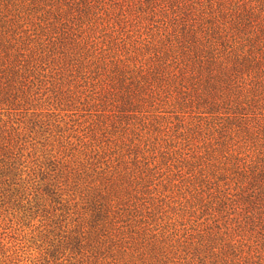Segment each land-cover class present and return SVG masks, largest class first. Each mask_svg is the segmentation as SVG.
I'll use <instances>...</instances> for the list:
<instances>
[{
  "label": "trees",
  "instance_id": "trees-1",
  "mask_svg": "<svg viewBox=\"0 0 264 264\" xmlns=\"http://www.w3.org/2000/svg\"><path fill=\"white\" fill-rule=\"evenodd\" d=\"M0 264H264V0H0Z\"/></svg>",
  "mask_w": 264,
  "mask_h": 264
}]
</instances>
